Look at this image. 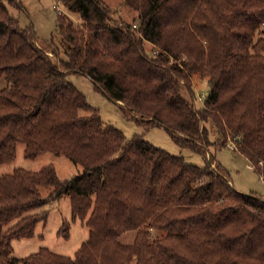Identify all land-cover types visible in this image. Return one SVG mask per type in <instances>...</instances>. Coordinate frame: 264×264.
Returning a JSON list of instances; mask_svg holds the SVG:
<instances>
[{
	"label": "trees",
	"instance_id": "1",
	"mask_svg": "<svg viewBox=\"0 0 264 264\" xmlns=\"http://www.w3.org/2000/svg\"><path fill=\"white\" fill-rule=\"evenodd\" d=\"M12 2L0 0V165L24 144L28 159L65 155L83 171L61 179L48 165L0 175V264H264L261 195L238 191L212 155L199 167L143 136L128 139L69 78L90 77L183 149L207 155L234 142L264 173V0H125L132 23L106 0H57L79 18L58 12L62 48L54 38L42 47ZM195 74L208 80L202 108ZM66 195L89 241L73 257L41 248L14 258L13 241L33 238L47 207ZM129 232L133 243L122 241Z\"/></svg>",
	"mask_w": 264,
	"mask_h": 264
},
{
	"label": "rangeland",
	"instance_id": "2",
	"mask_svg": "<svg viewBox=\"0 0 264 264\" xmlns=\"http://www.w3.org/2000/svg\"><path fill=\"white\" fill-rule=\"evenodd\" d=\"M5 1L7 2L9 0ZM12 1L8 5L10 11L19 20L23 28L33 27L37 41L42 47L46 48L51 46L53 38L55 39V45L61 48L63 44H67L59 34L57 27L58 8L60 7L62 11L64 10L57 0ZM106 1L112 8L119 9L118 14L127 23L133 22L137 14L125 4V0ZM64 12L78 21L79 18L74 13H69L67 9ZM147 49L151 53L155 47L147 43ZM155 53L152 55H155ZM172 63L173 59L170 61V64ZM69 78L86 95L90 104L99 109L103 121L121 130L128 139L134 136H143L151 144L170 154L182 156L187 163L199 167H205L211 160L210 155H212L214 162L228 172L234 187L238 191L247 194L255 193L257 195L264 193V185L260 181L259 174L254 170V166L238 150L230 147V145L222 149L218 146H212L207 152V155L189 149H183L173 141L170 133L164 127L158 125L148 126L137 122L134 116L135 112H131L134 114L132 115L124 111L120 106L123 103H117L96 90L94 82L90 77L71 75ZM192 84L196 93V107L202 108L204 107L205 100L203 102L201 97L203 93L207 94L208 92V80L202 78L200 74H195L192 75ZM6 85V79L4 77L0 78V90L6 87ZM81 114L88 115L89 112L82 110ZM208 126L211 129V140L215 141L217 136L215 135L214 126L210 123ZM48 165L56 167L61 179H69L83 171L80 165L75 164L65 155L46 152L35 159H28L25 156V145L19 144L16 160L9 164L0 165V175L12 173L19 168L28 171H39ZM213 167L216 168L215 165ZM42 191L46 195L51 190L49 188H42ZM47 209L48 220L46 224L41 223L38 225L36 235L33 238H22L13 241L14 252L12 256L14 258L24 259L38 252L41 248H48L55 253L73 257L77 250L89 241L90 229L72 220V208L69 195L49 205ZM66 223L70 225V236L68 239L59 235L60 230ZM135 235V232H129L123 236L122 241L125 243H133Z\"/></svg>",
	"mask_w": 264,
	"mask_h": 264
},
{
	"label": "built area",
	"instance_id": "3",
	"mask_svg": "<svg viewBox=\"0 0 264 264\" xmlns=\"http://www.w3.org/2000/svg\"><path fill=\"white\" fill-rule=\"evenodd\" d=\"M58 12H62V10H61L60 8H58ZM135 27H136V26H135ZM205 98H206V94L203 93V96L201 97V99H202L203 102H204ZM230 143H231V144H229L230 147H232V148H234V149L237 150V147H236L235 143H234V142H230ZM260 165H261V166H264V163L261 162ZM254 169H255V168H254ZM259 178H260V181H261V182L263 183V185H264V173L259 174ZM260 199L264 202V193L261 195V198H260Z\"/></svg>",
	"mask_w": 264,
	"mask_h": 264
},
{
	"label": "water",
	"instance_id": "4",
	"mask_svg": "<svg viewBox=\"0 0 264 264\" xmlns=\"http://www.w3.org/2000/svg\"><path fill=\"white\" fill-rule=\"evenodd\" d=\"M118 103V102H117Z\"/></svg>",
	"mask_w": 264,
	"mask_h": 264
}]
</instances>
